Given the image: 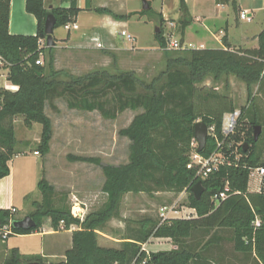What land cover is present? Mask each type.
I'll use <instances>...</instances> for the list:
<instances>
[{
  "label": "trees",
  "instance_id": "trees-1",
  "mask_svg": "<svg viewBox=\"0 0 264 264\" xmlns=\"http://www.w3.org/2000/svg\"><path fill=\"white\" fill-rule=\"evenodd\" d=\"M60 2L67 6L48 9L43 0H26V12L36 19V33L26 35L9 33L10 0H0V60L7 69V79L17 86L15 91L0 88V179L10 174L8 162L19 143L14 129L16 117L22 116L27 127L33 123L41 125L36 151L48 152L52 127L45 113L46 102L56 109L53 101L63 98L69 109L98 111L107 119H114L125 110L141 112L120 131L131 141L127 164H103L96 157H73L92 162L102 170L106 201L99 210L80 221L72 216L68 207H53V188L41 178L37 187L42 201L34 203L36 209L29 214L36 221L35 228L23 230L11 226L10 235L34 232L47 216L54 230L59 228L60 221L65 229L72 224L78 226L72 232V247L66 251V260L61 264H211L207 253L214 243L213 236L227 232L219 237L231 242L234 251L253 254L257 264H264V190H248L250 170L264 165L261 161L263 150L258 148L262 134L257 140L253 139L254 126L260 123L258 114L241 109L239 126L249 123L250 134L245 142L250 148L243 151L242 144L238 145L239 158L233 153L227 154L230 136L225 138L222 134L223 117L235 107L216 89L199 85L207 76L218 80L223 74L237 76L248 89L261 81L264 77V28L256 37V48L230 49L225 43V48L171 51L166 48V39L158 25L159 31L154 33V38L163 49V68L152 79H143L133 71L112 73L107 69L75 76L53 68L51 51L54 47H46L42 42L44 21L49 12L55 17V29L75 22L80 11L76 0ZM180 4L185 6L184 0H180ZM95 11L118 20L129 17L106 8H95ZM46 51L49 53L47 68L43 63L36 64ZM199 120L213 129L199 154L208 157L219 149L217 143L222 142V151L227 157L225 163L205 178L196 175L195 166L187 167L191 152L196 150L192 146L195 141L193 126ZM197 181L204 187L199 199L190 191ZM226 185L229 188L226 197L214 201L212 197ZM159 191L176 194L186 191L188 206L195 209L196 216L170 218L162 223L144 218L135 236L123 238L121 248L97 244L96 230L116 213L124 194ZM13 220L14 213L10 209L0 208V226ZM150 237L170 238L176 248L156 252L141 249L140 245ZM12 254L3 264H20L21 258L24 259L15 249ZM30 260L53 264L44 263L36 256H31Z\"/></svg>",
  "mask_w": 264,
  "mask_h": 264
},
{
  "label": "rangeland",
  "instance_id": "rangeland-1",
  "mask_svg": "<svg viewBox=\"0 0 264 264\" xmlns=\"http://www.w3.org/2000/svg\"><path fill=\"white\" fill-rule=\"evenodd\" d=\"M127 1L128 7L133 8L134 0ZM147 1L150 3V9L143 11L142 3L139 4V12L130 18V25L126 29V32L134 39H128L117 34L115 39L117 48L115 46L108 48L107 46L110 44H106V47L70 48L67 49L68 52L53 48L51 51L53 68L75 76L86 75L102 69H107L112 73L133 71L139 77L150 80L163 68V49L158 46L154 38L155 29L158 28V25L162 28L167 43L172 39L180 44L177 49H169L176 51L183 48L189 49L188 44L199 47L196 46L197 44L195 45V42L186 41L189 40L187 33L190 31V29L186 30L187 26L193 27L196 38H203L207 41L208 46H213L216 44L212 42L211 37L208 38L209 29L216 34H213L216 37L220 36L219 31L225 30V26H227L229 36L231 34L238 35L240 32L253 35L264 24V0H236V2L230 0L224 5V15L218 20L202 19L193 21L190 25L188 24L192 18L186 3L185 6H182L180 0H167L176 9L170 12L166 19H161L160 14L155 11L160 0ZM224 1L215 0L216 3H223ZM241 9L251 13L249 20L239 17ZM176 10H179V13ZM176 13L178 14L176 15ZM205 26L209 29L206 30ZM64 31V28L60 27L52 35L63 34ZM220 39L224 43V37ZM106 42L109 40L106 39ZM133 45L139 49L127 50L134 47ZM256 45L257 42H254L253 38L249 39L248 46ZM241 46L243 45L235 43L233 45L234 49L242 48ZM40 59L47 68L49 53L46 51L43 58ZM3 71L7 73V69ZM199 85L214 88L219 94L227 97L228 100L232 101L235 107L234 111H238L239 115L242 108L258 114L260 123H256V125L261 127L258 137L262 134L258 148L263 150L261 161H264V77L261 81L252 84L250 89L243 80L233 74H223L218 80H214L212 76H207ZM53 103L56 109L48 102L45 104V113L50 118L52 127V136L46 154L36 151L40 142V124L37 123L39 130L33 128L28 132L27 128L30 127L19 121L16 123L15 137L19 142L16 147L21 152L20 162L22 161V165L25 163L26 166L20 165L19 161L14 166V196L20 210L14 213L15 219H20L34 212L36 209L34 203H41L42 193L36 184L38 180L43 178L53 188L52 206L55 208L68 207L70 213L75 207L73 210L79 211L76 213L78 216L80 213V216L73 217L80 220L83 215L84 220L89 213L99 210L106 201V194L102 191L105 177L98 165L76 160L73 157H96L101 163L112 165H123L129 161L131 141L120 131L127 127L133 117L141 110H125L117 114L114 119H107L102 117L98 111L88 112L69 109L63 98H56ZM238 119L233 132L230 134L229 151L227 152V154L233 153L236 158L240 157L238 145L243 144L245 137L250 134L249 123L246 122L240 127ZM249 148L250 145L247 150ZM222 153L226 154L224 151ZM260 186L264 189V179H258L256 176L249 178L248 189L250 191L258 190ZM25 193H27L26 205L23 209L22 196ZM173 203L187 211L188 193L186 191L179 194L159 191L152 194L145 192L124 194L116 213L96 230L97 244L101 247L121 248L124 237L137 234L139 222L142 219L159 220V207ZM43 225L51 227L49 217L43 218ZM73 227L78 229L75 224ZM40 239L38 235L31 234L10 235L7 239L0 237V264L7 258L8 260L12 258V250L14 249L27 254L21 260L22 263L29 260L31 256L40 257ZM169 244L174 245L171 249L176 248L173 240L150 237L140 247L147 252H156L165 250ZM65 260L66 254L65 258L56 264H61Z\"/></svg>",
  "mask_w": 264,
  "mask_h": 264
},
{
  "label": "crops",
  "instance_id": "crops-1",
  "mask_svg": "<svg viewBox=\"0 0 264 264\" xmlns=\"http://www.w3.org/2000/svg\"><path fill=\"white\" fill-rule=\"evenodd\" d=\"M25 1L26 0H10V8H9V22H8V31L11 34H26V35H34L36 33V19L31 13L26 12L25 10ZM230 0H225L223 3H216L215 0H185L186 6L188 7L190 16L192 21L188 24L190 25L193 21L197 20H211L216 21L224 15V5ZM236 2V0H232ZM44 6L46 8H51L54 6L62 5L67 6V4H61L60 0H43ZM77 6L80 8V11L75 19V23L77 24L76 29L66 30L64 27V33L53 36L55 40L54 49H61L67 51L70 48H96L98 47V43L100 46H105L106 44H110L107 46L108 48H114L116 44V35L119 31L125 30L129 27L130 18L139 12V4H141V0H134L135 5L133 8H129L127 4V0H76ZM177 3V2H176ZM178 4V3H177ZM240 7V6H239ZM238 7V8H239ZM95 8H106L116 14L119 15H130L126 19L118 20L113 18L111 15L106 13H99L95 11ZM173 5L167 0H160L157 13L160 14L161 19H166L168 14L174 11ZM240 9V8H239ZM246 11L244 9L240 10ZM179 13V10H176ZM176 13V15L178 14ZM240 15V14H239ZM251 16V13H248ZM261 29L253 35H249L246 32H240L237 34L228 35L227 26H225V30L220 32V36H214V32L211 29L207 28L208 34L212 42L216 45L208 46L207 41L203 38H196L195 32L192 26H187L190 29L187 33L188 42H195L196 46H200L201 48H225V43H228L230 49H234L233 45L239 44L243 45L242 48H256V46H248L249 39L253 38L254 42H257L258 33L264 28V24H262ZM190 27V28H189ZM60 28V27H58ZM55 28L52 32L56 31ZM216 35V34H215ZM133 38V36H131ZM221 37H224V43L221 42ZM106 39L109 42H106ZM134 39V38H133ZM196 39V40H195ZM235 40V42H233ZM205 41V42H204ZM134 46V45H133ZM116 47V46H115ZM117 48V47H116ZM127 49L126 47H124ZM153 48V47H151ZM129 49H139L138 47H131ZM5 68L2 66L0 61V88L15 91L17 86L13 85L7 79V73L3 70ZM5 72V73H4ZM17 121L23 123V118L18 116L14 120V129L16 133V123ZM41 126V125H40ZM39 127L37 123H33L30 128H27L28 132L31 129ZM41 133V127H40ZM39 140V138H38ZM21 152L15 149V154L12 159L8 162L10 168V174L6 177L0 179V208L11 209L15 208L17 212H19V206L15 201L14 196V183H13V173L14 166L17 165V161L20 162ZM21 163V164H20ZM19 164L22 165V161ZM26 166L25 163L22 165ZM39 181V180H38ZM37 181V183H38ZM37 187V184H36ZM38 188V187H37ZM249 190V189H248ZM27 193L22 196V207L25 209V198ZM36 200V199H35ZM40 229V231H38ZM39 229L30 233L31 235H38L41 239L40 243V259L44 263H58L61 262V259L65 258L66 251L69 250L72 246V232L76 230V227H70L68 229L59 228L54 230L51 227H47V225L41 226ZM213 233V231L211 232ZM227 232L216 233L213 236L214 243L211 245L210 251L207 253V257L211 264H257L254 260V256L245 255L244 253L234 251L232 248L231 242L228 240H224L220 238L219 235H226ZM22 235V234H17ZM26 235V234H23ZM159 239V238H158ZM164 240H171L170 238H160ZM174 245H170L165 248V250H170ZM17 250V249H16ZM18 252V251H17ZM21 257H26L25 253L18 252ZM30 255V254H29ZM6 256V255H5ZM8 259V258H7ZM23 258H21L22 260ZM26 261V260H25ZM5 261H3L4 263ZM32 262H38L37 260H27L26 262H20V264H28ZM2 263V264H3ZM39 263V262H38Z\"/></svg>",
  "mask_w": 264,
  "mask_h": 264
},
{
  "label": "built area",
  "instance_id": "built-area-1",
  "mask_svg": "<svg viewBox=\"0 0 264 264\" xmlns=\"http://www.w3.org/2000/svg\"><path fill=\"white\" fill-rule=\"evenodd\" d=\"M239 17L241 19H250V16L248 15V13L246 11H242L239 15ZM78 26L75 22L72 23H67L64 25V28L66 30H70V29H76ZM117 34H120L121 36H125L128 39H133L131 37L130 34H128L125 30H121L119 31ZM167 41V40H166ZM44 42V40L42 41ZM98 46L99 43L97 44ZM180 44L176 41V40H170L169 43H167V49H177L179 48ZM189 48H201L199 47H193L192 44H188ZM186 47V48H188ZM185 49V48H183ZM1 61V60H0ZM36 64H42V60L39 58L36 61ZM239 113L238 111H233L231 113H227L224 117H223V123H222V134L223 136L229 137L230 134L233 132L234 127L236 126L237 123V119H238ZM212 128H208L209 133L212 132ZM192 146L196 147V141L192 142ZM217 146L219 147L218 150L214 151L211 155H209L208 157H202L199 153L195 151H192V155L190 156L191 162L188 163L187 167L191 168L192 166L196 167V175L201 177V178H205L207 177L211 172L215 171L218 169L220 164L225 163L226 161V156L225 154L222 153V142H218ZM252 176H256L258 179H264V165H260L257 166L255 168H252L250 170V174H249V178ZM260 185V183H259ZM229 190L228 186L226 185L224 190H222L221 192H219L218 194H215L212 199L214 201L218 200V199H223L226 197V193ZM258 190H262L261 186ZM264 190V189H263ZM75 207H73L74 209ZM71 210V214L72 216H79L76 212L79 211H74ZM13 213L16 212L15 208H11L10 209ZM196 216V211L195 209L191 208L188 206L187 211L182 208V207H178V205H176L175 203L173 204H164L162 206L159 207V222L162 223L167 219L170 218H190V217H194ZM80 220H83V215L82 217H80ZM257 223V221H256ZM74 226V224H72ZM11 226H12V222H10L9 224L6 225H2L0 226V237L2 239H6L8 238V236L11 233ZM61 228H64V223L63 221H60V225ZM70 225V227H73ZM69 227V228H70Z\"/></svg>",
  "mask_w": 264,
  "mask_h": 264
},
{
  "label": "water",
  "instance_id": "water-1",
  "mask_svg": "<svg viewBox=\"0 0 264 264\" xmlns=\"http://www.w3.org/2000/svg\"><path fill=\"white\" fill-rule=\"evenodd\" d=\"M142 2V9L146 10L149 8V3L147 0H141ZM55 17L52 13H48L46 15L45 21H44V32H45V39H44V45L46 47H54L55 46V40L52 36V32L54 29V25H55ZM159 29L156 28L155 32H158ZM260 125H255L254 126V132H253V139L257 140L258 135L260 133ZM208 127L205 124V122L199 120L197 122H195L194 126H193V138L196 141V152L199 153L206 144V139L208 136ZM242 148L243 151H246L248 148V143L244 142L242 144ZM191 193L193 194V196L195 197V199H199L201 194L204 191V187L202 185L201 181H197L195 182L191 188H190ZM12 226L14 228L17 229H23V230H31L33 228H35L36 226V221L32 218L31 215L27 214L24 217L20 218V219H15L12 221ZM28 264H39L38 262H32V263H28Z\"/></svg>",
  "mask_w": 264,
  "mask_h": 264
}]
</instances>
